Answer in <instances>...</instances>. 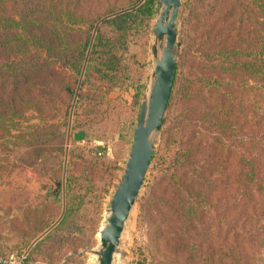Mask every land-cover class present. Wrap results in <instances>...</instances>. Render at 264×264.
Returning <instances> with one entry per match:
<instances>
[{"label": "trees", "instance_id": "obj_1", "mask_svg": "<svg viewBox=\"0 0 264 264\" xmlns=\"http://www.w3.org/2000/svg\"><path fill=\"white\" fill-rule=\"evenodd\" d=\"M205 1L181 4L186 49L180 59L190 61L194 71L192 78L181 75L177 61L162 129L174 102L194 113L180 115L163 131L149 167L154 180H145L139 212L151 231L152 260L159 264L205 262L204 252L211 250L205 244L223 232V241L230 243L227 250L239 256L230 264H264V0H219L221 6H230L223 16L208 10ZM78 3L0 0V172L11 164V139L29 138L31 144L22 150L14 146L20 147L18 153L40 158L41 147L56 136L50 121L62 106L68 121L86 62L73 114L81 99L95 91L98 101L91 112L98 115L96 107L109 105L103 95L132 90V102L109 105L111 110H122L116 124L118 138L132 136L146 64L143 52L131 60L126 41L136 20L150 29L158 0H144L105 20L95 35L105 17L85 20ZM106 26L112 27V36L103 33ZM28 114L40 123L25 126ZM67 184L65 213L58 225L30 249L57 220L44 223L45 211L28 208L23 218H11L9 235L0 233V252L9 250L2 243L11 242L15 250L30 249L28 264L62 261L58 254L41 253L53 244L58 253L70 238L75 208L67 202L72 197L71 180ZM69 257L65 262L71 264L74 258ZM146 261L143 257L137 264ZM214 261L215 257L208 264Z\"/></svg>", "mask_w": 264, "mask_h": 264}, {"label": "rangeland", "instance_id": "obj_2", "mask_svg": "<svg viewBox=\"0 0 264 264\" xmlns=\"http://www.w3.org/2000/svg\"><path fill=\"white\" fill-rule=\"evenodd\" d=\"M73 1H79V15L85 20L96 19L100 15L106 18L111 15L108 14L110 10H116L112 13L113 15L121 11L130 10L129 7L131 8L133 5L137 6L144 2V0ZM186 1L188 0H181V4ZM218 1L207 0L205 2L208 10L210 9L213 13L223 16L230 6H221L220 3L218 4ZM121 7L124 8L119 10ZM159 10L158 1L156 12L150 22V29L146 30L141 27L138 19L132 25L126 41L128 45L130 44V49L127 51L128 56H134L131 60L143 55L142 52L145 56L143 59L146 64L143 74L145 88L141 98V104L145 96L147 98L149 97V92L154 82L152 73L155 66V59L151 49L155 42L153 28L158 19ZM105 13L106 15H104ZM184 16L185 13H182L180 8L177 20V39L180 44L177 61L180 63L181 75L187 76L189 74L190 76V73L194 71L191 62H182L180 59V55L186 49L183 44L184 39L182 33ZM111 32L112 27L106 26L103 28L105 35L112 36L113 33ZM162 47H165V43ZM163 48L158 46L159 56L162 55ZM190 78L192 77L190 76ZM97 94L98 92L95 91L90 98H82L77 105L75 114L72 115L74 131L70 130V143L68 145L69 127L67 125L69 124L70 115L68 121L65 122V107L62 106L56 112V117L50 121L56 127L54 128L56 136L51 139V143L41 147L40 150L43 153L40 158L37 159L35 156L30 157L29 155L18 153L20 147L14 146V144H17L21 146L22 150L25 146L31 144L32 141L29 138H25L24 140L19 138L11 139L9 143L10 149L8 151L11 164L9 163L5 171L0 172V188H2L3 192L10 195L9 201L0 206V233L5 236L9 235V222L11 218H23L25 210L28 208H38L45 211L44 223L58 220L66 203L65 189L68 185L67 182L71 180L72 197L67 202H69L71 209L73 207L75 209L71 213L72 232H70V238L59 246L58 253L55 244L52 247L56 249H52V247L47 248L41 253L42 255L58 254L62 258V261H59L57 264H68L69 261L65 262V260H69V256L74 258L71 264H98V257L94 252L100 250L99 233L102 227L106 225V219L110 214L111 199L121 181L129 158L134 131L129 140L118 138L116 124L122 119V110L119 107L116 110H111L109 105L112 102H116L117 105L119 103L121 104L120 101L132 102L133 92L132 90L130 92L128 90L124 92L114 90L106 96L103 95L105 101L107 100L106 103L109 105L106 108H104L105 105L96 107L95 110H99L98 115L96 112L95 114L91 112V107L98 101L95 98ZM87 103L88 108H86ZM189 109L190 107L174 102L166 113V126L154 136L153 143L155 151L161 146L164 130L173 126L176 123V119L180 120L182 118L180 115L188 112L191 114L194 113V110ZM95 115L98 120L101 119L103 122L97 121ZM28 116L30 122L25 123V126L27 124L33 125L40 123L38 119H34L35 115L31 116L28 114ZM137 120L138 116L136 124ZM14 134L17 135L18 132H14ZM66 153H69L67 159ZM154 176L155 172L148 171L146 179L153 181ZM144 192L145 189H142L137 199L138 202L133 207L125 224L114 257V264H137L143 257L147 258L146 264H159L152 260L155 254L149 242L151 231L145 223L146 219L142 218L139 212L138 203L140 198L143 197ZM56 194L59 195L57 198L55 197ZM152 229L154 230L155 228L152 227ZM224 237L225 232H223L222 236L209 240L205 244L206 246L210 245L208 248L211 250H205L204 253L206 254L207 260L198 264L212 263L213 257H215L213 264H230L232 260H239V256L233 254V250H227L230 243L224 242ZM8 238H11V236H8ZM2 246L9 250H2L0 252V259H12V261L19 262L20 264H28L25 259L29 249L28 251L15 250L11 242L2 243ZM70 246L72 253L69 254L70 251L68 252V249ZM216 252L217 254L214 256ZM197 254L196 256H198ZM29 264L44 263L40 261ZM232 264L236 263L234 262Z\"/></svg>", "mask_w": 264, "mask_h": 264}, {"label": "water", "instance_id": "obj_3", "mask_svg": "<svg viewBox=\"0 0 264 264\" xmlns=\"http://www.w3.org/2000/svg\"><path fill=\"white\" fill-rule=\"evenodd\" d=\"M158 1L160 10L158 19L156 20L153 28L155 42L151 49L152 55L155 59V66L152 73L154 82L150 89L149 97L147 98L145 96L141 104L126 168L113 198L111 199L110 214L106 219V225L102 227L99 233L100 250L98 252H94L98 257V264H114V257L120 243L125 224L145 184L149 167L155 152L153 139L154 136L162 129L165 112L175 82L177 54L180 48V44L177 39V20L181 0ZM127 11L129 10L121 11L102 19L97 24L94 35L98 26L102 22ZM164 43L165 47L163 48L162 44ZM159 44H161V46ZM158 46L163 48L161 56H159L158 53ZM86 63L70 112L67 145L70 143L72 115L81 87L82 78L85 73ZM67 156L68 153H66V159ZM58 185L60 186V184ZM64 213L65 207L63 208L60 218L33 242L30 249L58 225L63 218Z\"/></svg>", "mask_w": 264, "mask_h": 264}, {"label": "crops", "instance_id": "obj_4", "mask_svg": "<svg viewBox=\"0 0 264 264\" xmlns=\"http://www.w3.org/2000/svg\"><path fill=\"white\" fill-rule=\"evenodd\" d=\"M9 196L10 195H8L6 192H3L2 188H0V206L1 204L7 203L9 201Z\"/></svg>", "mask_w": 264, "mask_h": 264}, {"label": "built area", "instance_id": "obj_5", "mask_svg": "<svg viewBox=\"0 0 264 264\" xmlns=\"http://www.w3.org/2000/svg\"><path fill=\"white\" fill-rule=\"evenodd\" d=\"M0 264H20V263L16 262V261H12V259H10V260H2V259H0Z\"/></svg>", "mask_w": 264, "mask_h": 264}, {"label": "bare ground", "instance_id": "obj_6", "mask_svg": "<svg viewBox=\"0 0 264 264\" xmlns=\"http://www.w3.org/2000/svg\"><path fill=\"white\" fill-rule=\"evenodd\" d=\"M164 44H162V46H163ZM161 46V45H160Z\"/></svg>", "mask_w": 264, "mask_h": 264}]
</instances>
